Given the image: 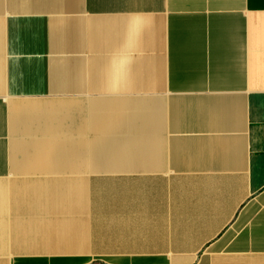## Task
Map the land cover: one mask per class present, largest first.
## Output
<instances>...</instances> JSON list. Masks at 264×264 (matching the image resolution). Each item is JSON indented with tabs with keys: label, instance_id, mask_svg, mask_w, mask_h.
Instances as JSON below:
<instances>
[{
	"label": "crops",
	"instance_id": "1",
	"mask_svg": "<svg viewBox=\"0 0 264 264\" xmlns=\"http://www.w3.org/2000/svg\"><path fill=\"white\" fill-rule=\"evenodd\" d=\"M0 264H264V0H0Z\"/></svg>",
	"mask_w": 264,
	"mask_h": 264
}]
</instances>
